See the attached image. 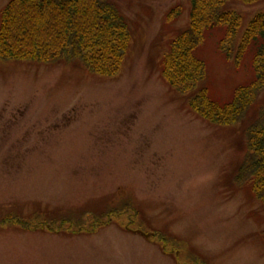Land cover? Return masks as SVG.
Returning a JSON list of instances; mask_svg holds the SVG:
<instances>
[{
  "label": "rangeland",
  "instance_id": "1",
  "mask_svg": "<svg viewBox=\"0 0 264 264\" xmlns=\"http://www.w3.org/2000/svg\"><path fill=\"white\" fill-rule=\"evenodd\" d=\"M115 2L130 42L114 77L0 59V264H264V207L228 182L257 106L226 127L188 106L199 89L224 105L250 84L255 46L235 68L218 51L225 27L206 31L205 78L181 94L161 62L189 1ZM226 10L241 17L238 44L264 0Z\"/></svg>",
  "mask_w": 264,
  "mask_h": 264
},
{
  "label": "trees",
  "instance_id": "2",
  "mask_svg": "<svg viewBox=\"0 0 264 264\" xmlns=\"http://www.w3.org/2000/svg\"><path fill=\"white\" fill-rule=\"evenodd\" d=\"M115 1L10 0L0 13V59L37 64L75 62L92 74L116 76L130 36ZM188 1V25L171 41L161 62V77L178 93L192 92L206 74L205 64L195 57V51L203 44L204 33L215 27H225L218 51L235 68L240 66L249 46H255L254 79L250 84L235 89L224 105L212 102L205 89H199L188 106L196 117L220 127L241 123L257 106L244 130L243 158L228 182L235 190L248 186L254 199L264 207V13L250 20L236 44L241 17L226 10L229 2L255 5L263 0ZM180 13L181 8L172 9L166 21L178 18ZM118 208L127 211L132 205L124 203ZM136 213L133 209V215ZM8 219L24 223L20 218L5 220Z\"/></svg>",
  "mask_w": 264,
  "mask_h": 264
},
{
  "label": "water",
  "instance_id": "3",
  "mask_svg": "<svg viewBox=\"0 0 264 264\" xmlns=\"http://www.w3.org/2000/svg\"><path fill=\"white\" fill-rule=\"evenodd\" d=\"M146 238L148 237V236H145Z\"/></svg>",
  "mask_w": 264,
  "mask_h": 264
}]
</instances>
